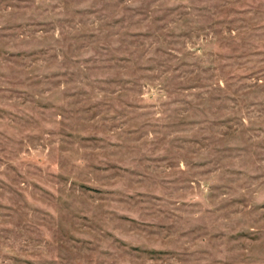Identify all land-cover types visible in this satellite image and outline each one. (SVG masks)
Wrapping results in <instances>:
<instances>
[{"label":"rangeland","instance_id":"rangeland-1","mask_svg":"<svg viewBox=\"0 0 264 264\" xmlns=\"http://www.w3.org/2000/svg\"><path fill=\"white\" fill-rule=\"evenodd\" d=\"M0 264H264V0H0Z\"/></svg>","mask_w":264,"mask_h":264}]
</instances>
